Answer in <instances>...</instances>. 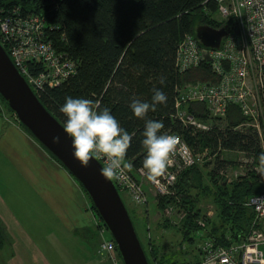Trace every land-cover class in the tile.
I'll return each mask as SVG.
<instances>
[{
	"label": "trees",
	"instance_id": "obj_1",
	"mask_svg": "<svg viewBox=\"0 0 264 264\" xmlns=\"http://www.w3.org/2000/svg\"><path fill=\"white\" fill-rule=\"evenodd\" d=\"M15 3L29 13H43L49 24L57 27L49 32L48 39L77 65L76 74L61 85L35 93L46 109L64 125L66 116L59 106L66 96L90 98L97 110L110 108L120 125L132 135L123 162L133 169L143 167L146 149L141 141L146 119L162 120L165 131L179 135L195 152L207 148L215 159L214 170L205 175L196 165L183 171L175 195L160 197L159 207L163 210L173 204L184 213L177 227L181 245L191 247L199 239H211L216 245L226 246L245 239L254 218L253 209L246 203L250 196L264 191V184L257 181V174L251 170L232 183L224 179L217 184L216 175L232 164L222 155L228 151H240L259 165L258 136L251 129H236L244 121L237 107L230 108L226 119L212 120V129L206 132L184 126L175 114L177 89L211 78L206 65L186 73L178 71L176 54L180 42L187 35L197 38L199 26L232 28V22L224 24L216 18L217 3L213 0H16ZM154 87L163 88L167 101L145 117H136L129 107L130 101L134 98L150 101ZM0 100L14 114L1 95ZM193 189L199 192L195 194ZM201 196L212 198L217 220L197 208ZM91 205L98 215L92 202ZM130 217L135 226L131 214ZM161 226L169 228L171 224L164 221ZM139 239L149 264L201 263V248L198 254L182 256L176 252L163 253L164 246L158 245L151 235L147 249L140 236Z\"/></svg>",
	"mask_w": 264,
	"mask_h": 264
},
{
	"label": "built area",
	"instance_id": "obj_2",
	"mask_svg": "<svg viewBox=\"0 0 264 264\" xmlns=\"http://www.w3.org/2000/svg\"><path fill=\"white\" fill-rule=\"evenodd\" d=\"M15 1L0 0V44L7 48L8 55L34 93L61 85L76 74L77 65L48 39L49 32L57 27L49 24L43 13H29ZM213 1L218 5L219 21L233 25L219 48H206L191 35L180 42L176 54L178 71L186 73L206 65L211 78L177 89L176 118L195 132H206L212 129V120L226 119L230 108L237 107L244 121L236 129H251L256 133L262 152L264 0ZM14 118L19 122L16 115ZM176 136L170 164L161 174L149 177L143 167L133 169L122 158L118 174L110 176L120 192L130 195L137 205L147 204L151 195H175L179 175L202 163L205 155H210L207 148L195 152L179 135ZM96 158L103 167L106 166L104 157ZM254 171L257 176L264 175V169L259 165ZM259 197H264V191L250 196L246 203L254 212L246 238L226 246L205 239L200 264H264V199ZM114 244L116 246L115 241ZM100 246L103 251L114 252L112 242L104 240Z\"/></svg>",
	"mask_w": 264,
	"mask_h": 264
},
{
	"label": "crops",
	"instance_id": "obj_3",
	"mask_svg": "<svg viewBox=\"0 0 264 264\" xmlns=\"http://www.w3.org/2000/svg\"><path fill=\"white\" fill-rule=\"evenodd\" d=\"M8 114L0 100V264H122L80 183Z\"/></svg>",
	"mask_w": 264,
	"mask_h": 264
},
{
	"label": "water",
	"instance_id": "obj_4",
	"mask_svg": "<svg viewBox=\"0 0 264 264\" xmlns=\"http://www.w3.org/2000/svg\"><path fill=\"white\" fill-rule=\"evenodd\" d=\"M229 27L199 26L196 37L206 48H219ZM0 95L19 122L51 153L87 192L107 227L124 264H149L129 211L110 176L101 175L102 163L73 155L71 136L41 103L0 44ZM56 138H59L58 140Z\"/></svg>",
	"mask_w": 264,
	"mask_h": 264
},
{
	"label": "clouds",
	"instance_id": "obj_5",
	"mask_svg": "<svg viewBox=\"0 0 264 264\" xmlns=\"http://www.w3.org/2000/svg\"><path fill=\"white\" fill-rule=\"evenodd\" d=\"M164 83V77L160 78ZM167 101L163 88L152 89L151 100L132 99L129 107L136 117L143 118L158 104ZM59 111L65 114L64 130L72 138L73 155L81 161L87 162L91 157L102 156L106 159V166L100 169L101 175L113 176L121 169V161L125 156L132 135L123 128L108 107L97 110L94 101L79 96H66ZM162 120L146 119L141 141L146 149L142 166L149 177L161 174L170 164V154L177 143V136L165 131ZM57 140L59 138H56ZM259 167L264 169V151L258 156ZM264 199V197H259Z\"/></svg>",
	"mask_w": 264,
	"mask_h": 264
},
{
	"label": "rangeland",
	"instance_id": "obj_6",
	"mask_svg": "<svg viewBox=\"0 0 264 264\" xmlns=\"http://www.w3.org/2000/svg\"><path fill=\"white\" fill-rule=\"evenodd\" d=\"M216 18L219 20L218 16H216ZM7 112L9 113L8 115L15 117V115L10 111ZM222 155L232 164H229L222 172L220 171L216 175L217 184H219L224 179L227 180L228 183L238 181L242 177L246 176V174L249 173L250 170L254 171L255 167L258 166L256 164H253L254 161L250 157L240 151H228L224 152ZM198 165L201 167L202 173L207 175L214 170L215 159L212 156L210 157L209 154L205 155L203 157V162ZM257 181L260 184H264V175L259 174V176H257ZM198 192L199 189H193V193L196 194ZM121 196L127 209L133 216L137 232L146 249L148 247V235H151L152 238L156 240L158 245L164 246L165 250L163 251V253L176 252L178 254H181L182 256H193L199 253V249L201 248L204 239L197 240L195 245H192L191 247L188 246V244L181 245L182 237L178 232L177 227L181 224V219L183 218L184 213L173 204H169L163 210H161L159 207L160 197H153V195H151L147 204L137 205L136 203H134L130 195L121 192ZM197 208L201 210V213L203 215L207 216L210 219H213V221L217 220L216 206L211 197L201 196L200 201L197 204ZM97 217L99 219V228L97 229L98 233L101 235V237L103 232L105 233V235H108L106 236L105 242H112L114 246L113 255L120 259L118 249L114 244V240L110 232L102 222L99 215H97ZM164 221H169L171 226L169 228H164L163 226H161ZM199 223L201 225H204V222L201 220L199 221ZM184 252H188V254L185 255Z\"/></svg>",
	"mask_w": 264,
	"mask_h": 264
},
{
	"label": "bare ground",
	"instance_id": "obj_7",
	"mask_svg": "<svg viewBox=\"0 0 264 264\" xmlns=\"http://www.w3.org/2000/svg\"><path fill=\"white\" fill-rule=\"evenodd\" d=\"M217 13V12H216Z\"/></svg>",
	"mask_w": 264,
	"mask_h": 264
}]
</instances>
